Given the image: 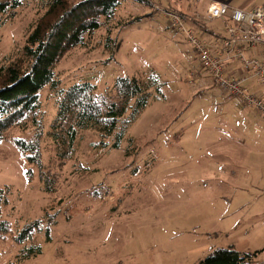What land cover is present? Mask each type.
I'll use <instances>...</instances> for the list:
<instances>
[{"label":"rangeland","instance_id":"1","mask_svg":"<svg viewBox=\"0 0 264 264\" xmlns=\"http://www.w3.org/2000/svg\"><path fill=\"white\" fill-rule=\"evenodd\" d=\"M211 1L221 0H126L88 46L65 55L56 69L62 88L90 82L106 94L117 79L135 77L147 85L148 104L107 138L79 132L66 160L50 137L56 94L40 92L43 127L14 128L0 144V225L9 228L0 232V264H200L229 246L264 261V119L200 82L197 56L152 8L182 14L202 36L196 21ZM244 1L252 0L236 2ZM47 2L23 0L13 18L1 16L0 72L23 58ZM212 23L224 33L222 21ZM38 132L42 166L30 168L15 141ZM36 221L43 232L17 245ZM27 248L39 254L26 257Z\"/></svg>","mask_w":264,"mask_h":264},{"label":"trees","instance_id":"2","mask_svg":"<svg viewBox=\"0 0 264 264\" xmlns=\"http://www.w3.org/2000/svg\"><path fill=\"white\" fill-rule=\"evenodd\" d=\"M124 1L48 0L46 15L39 18L28 34L23 58L0 72V144L6 133L14 128L23 127L24 130L27 127H43L40 92L45 87L56 94V117L51 124L50 137L60 146V156L66 160L72 156V150L69 155L67 153L69 148L73 147L74 150L79 132L91 130L107 138L128 113V120L133 121L143 112L149 100L147 85L135 77L117 79L114 87L104 94L99 93L96 85L90 82L77 83L64 89L56 76V69L65 55L77 47L88 46L86 40L96 34L105 22L114 18L116 10ZM22 6L23 0H0V29L6 21L1 20V16L13 18ZM147 17L149 15L142 18ZM142 18L138 17L128 24ZM106 41L107 48H112L111 37ZM39 133L30 142L23 139L15 141L30 168L42 166ZM118 142L112 146L117 148ZM102 144L107 147L106 143ZM30 174L31 169L29 179ZM6 200L7 191L0 187V207L6 204ZM8 231L6 224L0 225V232ZM42 232L40 221L26 224L16 236V243L22 246L35 234ZM34 250L27 248L21 252L28 253L24 254L26 257L38 255ZM256 256L257 253H240L234 246H229L212 251L200 264H264V261L254 263Z\"/></svg>","mask_w":264,"mask_h":264},{"label":"built area","instance_id":"3","mask_svg":"<svg viewBox=\"0 0 264 264\" xmlns=\"http://www.w3.org/2000/svg\"><path fill=\"white\" fill-rule=\"evenodd\" d=\"M163 13L168 26L181 34L197 56L200 82H211L227 100H237L264 119V5L249 11L212 2L198 20L203 26L221 20L224 34L205 41L190 28L192 24L177 12L153 5Z\"/></svg>","mask_w":264,"mask_h":264},{"label":"crops","instance_id":"4","mask_svg":"<svg viewBox=\"0 0 264 264\" xmlns=\"http://www.w3.org/2000/svg\"><path fill=\"white\" fill-rule=\"evenodd\" d=\"M237 0H221V1H216V2H221V3H225L227 5H229L231 8H237V9H242L244 11H249L251 10L254 6H259L257 4H255L256 2H254V0L252 1H244V2H236ZM212 2V1H211ZM210 2V4H211ZM264 3V2H263ZM262 3V4H263ZM261 4V5H262ZM209 7V6H208ZM207 7V8H208ZM202 18V17H200ZM199 18V19H200ZM198 19V20H199ZM219 23L221 22V20H217L214 21L213 23ZM191 23V22H190ZM212 23V24H213ZM222 23L224 24V22L222 21ZM192 24V23H191ZM193 25V24H192ZM211 25V23L209 25L203 26L202 24H200L198 21H196V26L200 29V31L202 32V36L204 37H209V38H213V37H218L221 35V30H211L212 27H209ZM224 34V33H223ZM218 88V87H215ZM220 90V89H219ZM221 92V91H220Z\"/></svg>","mask_w":264,"mask_h":264}]
</instances>
